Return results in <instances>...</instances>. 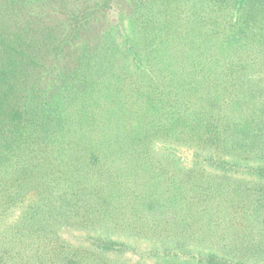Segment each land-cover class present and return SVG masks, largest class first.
Listing matches in <instances>:
<instances>
[{"label":"trees","instance_id":"trees-1","mask_svg":"<svg viewBox=\"0 0 264 264\" xmlns=\"http://www.w3.org/2000/svg\"><path fill=\"white\" fill-rule=\"evenodd\" d=\"M0 264H264V0H0Z\"/></svg>","mask_w":264,"mask_h":264},{"label":"rangeland","instance_id":"rangeland-1","mask_svg":"<svg viewBox=\"0 0 264 264\" xmlns=\"http://www.w3.org/2000/svg\"><path fill=\"white\" fill-rule=\"evenodd\" d=\"M182 154H183V152L179 153V155L182 156V157H184V155H186V153H184L183 155Z\"/></svg>","mask_w":264,"mask_h":264}]
</instances>
